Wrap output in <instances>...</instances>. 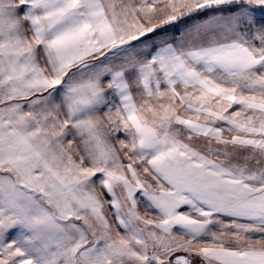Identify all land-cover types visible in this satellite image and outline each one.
<instances>
[{
	"label": "snow or ice",
	"instance_id": "obj_1",
	"mask_svg": "<svg viewBox=\"0 0 264 264\" xmlns=\"http://www.w3.org/2000/svg\"><path fill=\"white\" fill-rule=\"evenodd\" d=\"M0 264H264V0H0Z\"/></svg>",
	"mask_w": 264,
	"mask_h": 264
}]
</instances>
